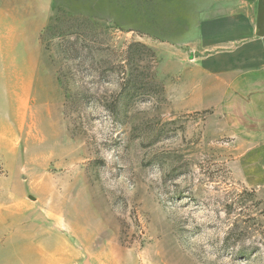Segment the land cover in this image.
I'll use <instances>...</instances> for the list:
<instances>
[{"label":"rangeland","instance_id":"rangeland-1","mask_svg":"<svg viewBox=\"0 0 264 264\" xmlns=\"http://www.w3.org/2000/svg\"><path fill=\"white\" fill-rule=\"evenodd\" d=\"M253 2L0 0V264H264V154L222 106Z\"/></svg>","mask_w":264,"mask_h":264},{"label":"crops","instance_id":"crops-1","mask_svg":"<svg viewBox=\"0 0 264 264\" xmlns=\"http://www.w3.org/2000/svg\"><path fill=\"white\" fill-rule=\"evenodd\" d=\"M243 15L230 16L236 30L221 53L222 65L236 69L223 89V116L239 135L259 141L264 154V0H254L250 23Z\"/></svg>","mask_w":264,"mask_h":264},{"label":"bare ground","instance_id":"bare-ground-1","mask_svg":"<svg viewBox=\"0 0 264 264\" xmlns=\"http://www.w3.org/2000/svg\"><path fill=\"white\" fill-rule=\"evenodd\" d=\"M26 95V91L24 90L22 93H18L17 94V96L21 99V100H23L24 101V103L22 104V107L24 108V107H26V104H25V102L27 103V101H25V100H27V96H25ZM21 113H23V110H21ZM80 203V202H79ZM78 203V204H79ZM80 205V204H79ZM61 207V206H60ZM79 207V206H78ZM52 208H54V207H52ZM60 209V208H59ZM53 210V209H52ZM58 217H60V216H58ZM54 222V221H53ZM78 224V223H77ZM62 248V247H61ZM58 251V250H57ZM42 252V251H41ZM49 259H52L51 258V255H50V257H48V260Z\"/></svg>","mask_w":264,"mask_h":264}]
</instances>
